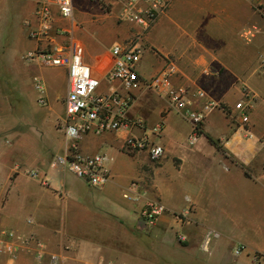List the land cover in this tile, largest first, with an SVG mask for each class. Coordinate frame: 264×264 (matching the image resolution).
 I'll list each match as a JSON object with an SVG mask.
<instances>
[{
    "label": "crops",
    "instance_id": "1",
    "mask_svg": "<svg viewBox=\"0 0 264 264\" xmlns=\"http://www.w3.org/2000/svg\"><path fill=\"white\" fill-rule=\"evenodd\" d=\"M38 3L0 0V50L8 61L14 56L26 64L3 66L0 76V264H264V0H163L148 28L126 19L128 3L121 0H72L85 64L99 71L114 43L137 42L142 79L171 59L177 66L172 84L187 88L193 109L202 102L196 90L222 105L206 116L202 136L190 145L189 121L169 111L165 99L115 83L133 97L128 119L143 126L79 140L83 155L107 157L109 180L99 188L50 167L64 152V133L57 138L32 130L36 117L23 107V88L37 92L36 80L55 106L63 108L67 92L65 68H54L61 72L57 85L40 72L43 65L25 60L47 46L29 36L38 25ZM51 13L55 30L65 31L56 7ZM12 33L6 52L3 41ZM51 34L53 43H67L66 34ZM240 101L251 107L246 129L234 108ZM44 117L58 130L54 106ZM159 124L157 138L151 131ZM145 135L162 149L158 160L145 150H123L127 137ZM151 202L166 208L153 225L142 215ZM207 235L215 239L204 245ZM237 247L244 248L239 255Z\"/></svg>",
    "mask_w": 264,
    "mask_h": 264
},
{
    "label": "built area",
    "instance_id": "2",
    "mask_svg": "<svg viewBox=\"0 0 264 264\" xmlns=\"http://www.w3.org/2000/svg\"><path fill=\"white\" fill-rule=\"evenodd\" d=\"M101 2L105 0H100ZM128 3L125 17L136 24L148 28L155 19L160 3L163 0H121ZM172 1V0H169ZM257 3L258 0H249ZM142 2L145 6L135 8L134 3ZM130 3V4H129ZM51 6L56 7L59 18L67 23V29L63 32L55 30ZM38 25L29 32V36L37 41L46 42L45 48L28 53L26 61L37 63L50 68H65L67 70V92L64 104V118L59 122V129L64 131L65 149L63 154L56 155L50 161L51 168L67 170L75 177L84 180L88 186L99 188L109 180L106 168L107 157L104 154L92 156L83 155L79 151V140L87 135H102L106 132H117L130 127H142L139 119L130 121L127 112L131 106L133 97L130 91L144 87L165 99L167 109L175 111L185 117L190 124L191 131L188 143L194 145L202 136V125L206 116L214 109H222V105L206 99L202 90H196L195 95L199 103L198 109H193L196 104L187 97L188 90L184 86L173 85L172 78L177 74V66L168 59L163 67L151 78L142 79L138 72V64L143 48L137 42L125 44L114 43L109 48L110 60L102 59L100 70L96 71L83 61V47L77 38V31L81 25L75 18V10L72 0H40L36 9ZM52 31L57 34H66L67 43L58 45L52 41ZM251 31H245L243 37L250 39ZM34 84L37 93L40 94L39 104H45L43 97V85L36 80ZM102 83H106L108 89L101 90ZM118 83L124 90L122 94L114 86ZM238 112V121L245 126L249 123L248 112L250 104L240 101L235 104ZM246 129V128H245ZM152 135L159 137L162 126L156 125L152 129ZM123 150L127 154H133L141 150L148 152L150 159L158 160L162 149L148 139V136H129L124 140ZM31 177H38L37 172H31ZM166 212L163 204L158 202L148 203L142 211L143 218L149 225H153L157 219ZM190 210H187V214ZM210 236L204 239V245H208ZM244 248L237 247L235 255L242 253ZM255 260L259 258L254 256Z\"/></svg>",
    "mask_w": 264,
    "mask_h": 264
},
{
    "label": "rangeland",
    "instance_id": "3",
    "mask_svg": "<svg viewBox=\"0 0 264 264\" xmlns=\"http://www.w3.org/2000/svg\"><path fill=\"white\" fill-rule=\"evenodd\" d=\"M10 28H11V32L14 31V28L13 26L10 24ZM13 34H11V37L10 39L5 37L4 41H3V45H4V51L8 52L9 50V47H8V44H11L12 43V40H13ZM7 39V40H6ZM7 54L6 53H2L1 50H0V76L2 77V73L4 72V68L3 66H10V65H18V66H22V65H26L24 62L18 60L17 57H14V56H10L9 60L12 59V62L8 61V57L6 56ZM17 58V59H15ZM16 60V61H15ZM42 74L44 75H47L52 81H54L55 83H60L61 81V72L58 70V69H54V68H49V67H46V66H42L41 68V71H40ZM25 77H23L21 75V79H19L20 81H23ZM29 87L31 88V86L29 85ZM24 89L23 88V92L25 93V97H23V100H24V105L23 107L25 108V110H29L32 112V114L35 115L36 117V121H35V124L31 125V129L32 130H41L42 133L46 134L47 136L51 137L52 135H54V133L56 134L57 138L60 136L63 135L64 131L62 129H59V122L60 120H62L64 118V106L63 108L61 107V104H57L55 106L56 103H51L50 101H45V104H39L38 103V99L40 97V95L32 88L30 89ZM64 105V104H63ZM55 107V112L56 114L58 115L59 119L57 121V124H56V129L58 130H50V127H49V124L47 123L44 115L47 113V109L50 108V107ZM57 117V118H58ZM52 131V132H51ZM54 132V133H53ZM65 142V140H64ZM212 237H215V236H212ZM211 237V240L215 239V238H212ZM210 240V241H211Z\"/></svg>",
    "mask_w": 264,
    "mask_h": 264
},
{
    "label": "trees",
    "instance_id": "4",
    "mask_svg": "<svg viewBox=\"0 0 264 264\" xmlns=\"http://www.w3.org/2000/svg\"><path fill=\"white\" fill-rule=\"evenodd\" d=\"M209 141H210L213 145H217V142L214 141L213 139L209 138Z\"/></svg>",
    "mask_w": 264,
    "mask_h": 264
}]
</instances>
